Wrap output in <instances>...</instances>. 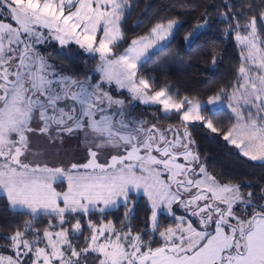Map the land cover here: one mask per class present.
Here are the masks:
<instances>
[{
	"label": "snow or ice",
	"instance_id": "obj_1",
	"mask_svg": "<svg viewBox=\"0 0 264 264\" xmlns=\"http://www.w3.org/2000/svg\"><path fill=\"white\" fill-rule=\"evenodd\" d=\"M130 9L131 0H0V198L26 217L0 224V264H264V183L210 171L190 131L199 124L245 168L264 169V0H224L215 24L204 5L184 34L192 46L223 24L220 36L238 51L232 80L206 101L173 95L167 78L141 71L187 20L164 13L129 38ZM53 43L95 59L92 73L41 51ZM200 57L212 69L222 59L215 42ZM132 102L175 121L149 124ZM217 104L230 110L228 123L214 121L207 106ZM38 137H76L82 158L42 162ZM121 208L118 224L109 217Z\"/></svg>",
	"mask_w": 264,
	"mask_h": 264
},
{
	"label": "trees",
	"instance_id": "obj_2",
	"mask_svg": "<svg viewBox=\"0 0 264 264\" xmlns=\"http://www.w3.org/2000/svg\"><path fill=\"white\" fill-rule=\"evenodd\" d=\"M228 2L235 8H239L243 0H228ZM204 5H208L207 10L210 19L215 24L219 11L224 10V0H131L130 15L126 16L124 28L126 35L131 38L143 34L161 14L180 15L186 19L187 23L175 30L174 38L171 39L168 46L152 56L144 64L141 71L146 75L156 76L159 81L167 78L173 95L177 93L199 95L203 101H206L211 89L221 84H228L232 80L234 67L238 64L239 57L234 40L224 39L220 36V30L224 27L223 24L207 31L201 41L195 45L189 46L183 42L184 34L191 28ZM140 20L143 22L137 26V22ZM213 42L218 46L222 56L216 69H212L210 65L202 64L200 57L201 52L207 50ZM53 57L57 63L63 62L65 69L76 72L80 70L77 67L81 65V61L85 60L86 67L81 68L82 71H79L81 74L91 72L97 62L79 49L76 50L72 46L62 49L56 44H54ZM85 68L87 69L84 70ZM207 107L215 112L214 121L228 123L230 110L226 108V104ZM146 115L148 118V114ZM158 120L168 124L174 122L175 117L160 112ZM190 131L196 140L201 158L204 159L210 171L225 177L245 171L253 185L264 183V180L261 179L264 177V169L259 167L245 168L241 157L236 154V150L224 142L220 136L199 124L192 126ZM258 190V188H254V191ZM5 204L6 201L0 198V224L26 219V217L12 216L6 210ZM123 211L124 209L121 208L109 218L117 220L119 224L118 218L122 216ZM144 214L145 200L138 198L137 219L134 221L136 230H140L143 226ZM160 219L164 223L170 221L169 216L164 214L160 216ZM0 243H4V241L0 240Z\"/></svg>",
	"mask_w": 264,
	"mask_h": 264
},
{
	"label": "rangeland",
	"instance_id": "obj_3",
	"mask_svg": "<svg viewBox=\"0 0 264 264\" xmlns=\"http://www.w3.org/2000/svg\"><path fill=\"white\" fill-rule=\"evenodd\" d=\"M54 44L55 43H53L52 45H50L47 48H42L41 51L46 52V53L50 52L52 54V57H53V50L52 49L54 48ZM72 47L74 49H76V50L78 49L75 45H73ZM126 94L127 93L125 92L124 95L121 98L126 99L127 98V97H125ZM146 106H148V105H146ZM160 112H161V114L163 113L162 111L158 110V108L156 106H148V108H146V113L148 114V116L151 115L153 119H156L158 114H160ZM147 119H149V117ZM164 125H167V124H165L163 122L160 126H164ZM56 144L58 145V147L61 150L60 149H55V145L49 144L45 139H42V138H39V137L35 138L34 141H33V148H34V150L36 152L40 153V155L37 157V159H39L42 162H47L50 165H60V166L67 165L69 162H75V161L79 160L76 157V155H73V154L67 152V151L70 150L69 148L63 147V145L60 144V143H56ZM62 153H64L66 156H69L65 161L63 160V158L61 156H59ZM202 160H204V159H202ZM176 211L179 213L180 209H176Z\"/></svg>",
	"mask_w": 264,
	"mask_h": 264
},
{
	"label": "flooded vegetation",
	"instance_id": "obj_4",
	"mask_svg": "<svg viewBox=\"0 0 264 264\" xmlns=\"http://www.w3.org/2000/svg\"><path fill=\"white\" fill-rule=\"evenodd\" d=\"M54 49V48H53ZM52 49V50H53ZM86 54V53H85ZM87 55V54H86ZM54 58V57H53ZM56 60V59H55ZM84 61V62H83ZM83 61H81L82 63H81V65L83 66H78L77 68L78 69H80L79 71H82V69L81 68H84V67H86V61L85 60H83ZM76 68V69H77ZM75 69V70H76ZM77 69V70H78ZM87 68H85L84 70H86ZM79 71H77V72H79ZM92 72V71H91ZM91 72H89L88 74H91ZM83 75V74H82ZM125 97H127L125 100L126 101H128V100H130L129 99V97H128V95L126 94L125 95ZM133 103V105H134V107H133V109H132V115L133 116H139V117H142V118H144V119H146L147 121H148V123L149 124H152V123H158L159 125H161L162 124V122H160L159 120H158V116H157V118L156 119H153L152 118V116L150 115L149 116V119H147V113H146V105H143V104H140L139 102H132ZM151 118V119H150ZM165 124H167V123H165ZM43 139V138H42ZM57 143H59V142H57ZM61 144V143H60ZM62 145H63V147H66V148H69L70 150L69 151H67V152H69V153H71V154H73V155H76V157L78 158V159H80V158H82V155H83V151H82V147L80 146V144H79V141H78V139L76 138V137H69V138H66L65 140H64V142L62 143ZM55 149H60L59 147H58V145L57 144H55ZM54 149V150H55ZM61 150V149H60ZM59 156H61L62 158H63V160L65 161L69 156H66L64 153H62V154H60ZM179 211V210H178ZM181 211L182 210H180V212L178 213L177 212V214H180L181 213Z\"/></svg>",
	"mask_w": 264,
	"mask_h": 264
}]
</instances>
